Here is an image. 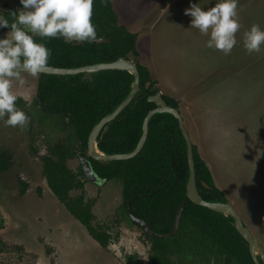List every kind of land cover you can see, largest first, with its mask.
<instances>
[{"label": "rangeland", "instance_id": "obj_1", "mask_svg": "<svg viewBox=\"0 0 264 264\" xmlns=\"http://www.w3.org/2000/svg\"><path fill=\"white\" fill-rule=\"evenodd\" d=\"M190 2L207 10L216 0H112L120 23L140 24L138 62L153 73L162 93L179 102L185 125L217 187L264 246V44L254 53L243 46V34L252 24L264 29V0H238L241 27L228 55L206 47L209 36L192 27L191 17L184 14ZM3 4L19 6V0H0V9ZM20 76L23 83L12 78V91L24 96L22 110L30 120L21 128L0 119V151L12 153V167L0 175V214L5 225L0 231V264H125L128 254L150 264L142 231L128 221L122 200H115L120 198L119 181L99 189L85 186L87 197L100 200L94 205L97 224L105 222L113 235L120 233L107 249L92 241L49 190L40 157L70 132L61 131L59 117L35 110L40 74L20 72ZM69 167L80 171L76 157ZM20 181L29 186L23 194ZM76 194L80 191L72 193Z\"/></svg>", "mask_w": 264, "mask_h": 264}, {"label": "trees", "instance_id": "obj_2", "mask_svg": "<svg viewBox=\"0 0 264 264\" xmlns=\"http://www.w3.org/2000/svg\"><path fill=\"white\" fill-rule=\"evenodd\" d=\"M92 13L91 21L96 27L98 39L107 40L105 43L78 45L60 36L33 38L51 50L48 66L76 69L112 63L120 58L136 63L140 73L137 96L97 138L98 149L102 153H130L142 136L145 117L156 108L149 97L160 92V89L151 71L137 60L140 57L138 33L129 31L120 23L112 0H93ZM133 81L134 77L128 71L104 70L66 76L41 74L38 82L42 104L51 114L60 116L61 124L72 131L63 142L54 145L52 153L57 159L43 158V172L53 193L66 203L70 213L87 227L103 247L108 246L109 236L95 231L90 225L89 205L83 204L82 196H69L71 190L81 188L83 184L65 161L75 156L76 144L80 146L81 155L86 156L87 141L93 127L115 111L130 93ZM147 83H151L149 87ZM163 98L169 106L179 109L176 99L166 95ZM193 153L200 196L206 201L227 203L228 199L217 187L210 167L195 144ZM88 159L100 178L120 182L125 206L130 201L134 215L145 220L156 233L169 234L180 204H185L176 235L160 239L144 233L151 247L152 264H174L175 255L181 256L179 260L186 264H210L212 255L224 261V264H255L247 242L234 227L233 217L196 205L187 197V144L173 115L163 113L152 117L148 139L134 158L112 162ZM10 166L7 153H1L0 172ZM80 175L84 177L82 171ZM3 228L5 225L0 214V230ZM130 263L138 264L133 258Z\"/></svg>", "mask_w": 264, "mask_h": 264}, {"label": "clouds", "instance_id": "obj_3", "mask_svg": "<svg viewBox=\"0 0 264 264\" xmlns=\"http://www.w3.org/2000/svg\"><path fill=\"white\" fill-rule=\"evenodd\" d=\"M19 3L23 7L12 13L13 22L0 15V28H10L0 38V119L5 125L23 128L30 117L15 104L17 95L12 91V78L23 83L21 70L37 76L51 51L44 43L34 41L29 32L41 37L60 36L82 44H91L98 36L91 21L93 0H19ZM237 4L238 0H216L214 6L202 10L190 2L184 14L191 17L192 27L209 36L206 47L228 55L237 43L235 34L241 27ZM262 44L264 29L252 24L243 34V46L248 53H254L261 50Z\"/></svg>", "mask_w": 264, "mask_h": 264}, {"label": "water", "instance_id": "obj_4", "mask_svg": "<svg viewBox=\"0 0 264 264\" xmlns=\"http://www.w3.org/2000/svg\"><path fill=\"white\" fill-rule=\"evenodd\" d=\"M96 43H105L107 40L105 39H97L94 41ZM78 45H82V43H78ZM104 70H125L128 71L131 75L134 77V81L132 83V88L128 96L121 102V104L109 115L105 116L98 122L92 129L91 133L88 137L87 142V148H88V154L89 156L96 161H102V162H112V161H121V160H128L132 159L135 156H137L142 148L144 147L149 134V123L152 119V117L156 114H171L173 115L179 123L180 130L182 132L183 137L185 138L186 144H187V159H188V166H189V179L186 186L187 191V197L191 202H193L196 205L206 207L210 210H213L215 212L221 213L225 216L233 217L234 219V227L238 231V233L243 237V239L247 242L249 246L250 254L253 258V261L255 264H261L258 257L261 258L262 264H264V249L260 245V243L255 239L254 235L250 231V229L243 223L240 215L234 208L233 204L230 202L223 203V202H211L204 200L199 192L197 187V179H196V167H195V160H194V153H193V142L190 136V133L188 132V129L186 128L184 118L180 112L179 109H176L174 107L169 106L166 101L163 98V94L161 92L156 93L155 95L149 97V101L154 102L156 104V108H154L152 111L148 113V115L145 117L142 127V136L135 147V149L130 153H117V154H105L102 153L98 149L97 145V138L102 132V130L112 121H114L135 99L137 96L139 89H140V73L138 70V67L136 63L131 59L126 58H120L115 62L112 63H101V64H95L90 66H84L81 68L76 69H63V68H57L53 66L45 65V67L41 70L39 73L41 74H47V75H78V74H89V73H95L99 71ZM20 72H27L24 70H21ZM151 83H147V87L150 86ZM37 105L38 107L44 111L48 112V110L42 105L40 100V95L37 96ZM82 167L84 174L86 178L91 182H98L99 179L95 175L89 161L85 158H81ZM204 186L208 188V185L204 183ZM185 209V204L181 203L176 216L175 221L173 225V229L169 234H159L154 232L151 227L141 219H138L135 217V215L132 212V209L130 207V203H128V214L130 218L135 221L136 223L140 224L142 229L148 234L149 236L156 237V238H171L179 230L181 218L183 211Z\"/></svg>", "mask_w": 264, "mask_h": 264}, {"label": "flooded vegetation", "instance_id": "obj_5", "mask_svg": "<svg viewBox=\"0 0 264 264\" xmlns=\"http://www.w3.org/2000/svg\"><path fill=\"white\" fill-rule=\"evenodd\" d=\"M4 5V8L3 9H0L1 10V15L2 16H4L6 19H8V21H9V23H11V22H13L14 21V19H15V17L13 16V14L12 13H15V12H17L18 10H19V8L18 7H23L20 3H19V6H17L16 4L14 5V6H10V5H8V4H3ZM22 27H24V26H22ZM27 28H25V30H26ZM28 30V29H27ZM6 31H10V28H1L0 29V34L1 33H3V32H6ZM29 34H31V35H33V36H39L38 34H33V33H31V32H29ZM36 91H37V94H36V96H35V99H34V106H35V110H37L36 108H38V109H40L39 107H38V105H37V96L38 95H40V100H41V93L38 91V85H37V87H36ZM18 101H20L19 103H17L16 105L20 108V109H22V107H24V96H17V100L15 101V102H18ZM41 103H42V101H41ZM43 105V104H42ZM44 106V105H43ZM45 107V106H44ZM47 110H48V112H44V111H42L41 109V111L42 112H44V113H46V115L45 116H49V117H51V118H54V117H59L60 118V116H57V115H53V114H51V112H50V110L47 108V107H45ZM61 126L63 127V130H61V131H63V132H66V131H68L69 130V132H70V134H72V131H71V129H69V127L68 126H64L63 124H61ZM105 129V128H104ZM103 129V130H104ZM102 130V131H103ZM60 131V132H61ZM91 133V132H90ZM69 134V135H70ZM63 142V141H62ZM88 142V141H87ZM56 143H58V142H55L54 144H51V146H49V148H47V152H46V154L45 155H42L41 157H40V163H41V170H42V173H43V175H44V178H45V180H46V183H47V185H48V187H49V190H51V188H50V186H49V184H48V181H47V178H46V176H45V174H44V172H43V158H45V157H51V158H53V159H57L56 158V156L52 153V151H53V149H54V145L56 144ZM75 147H77L76 145H75ZM74 147V149H75V156L74 157H76L77 159H78V161H79V165H80V171L79 172H75V171H73L70 167H69V161L71 160V159H73V158H71V159H67L66 161H65V164H66V166L69 168V169H71L75 174H77V179L83 184V186L81 187V188H78V189H73V190H71L70 191V193H69V196L70 197H73V198H76V197H83V204L84 205H89V213L91 214V218H90V225L92 226V228L95 230V231H97V232H104L106 235H108L109 236V239H108V242H109V244H108V246L107 247H103L100 243H99V241H97L96 239H95V237L89 232V230L87 229V227L86 226H84L82 223H80L79 221V223L80 224H82L83 226H84V228L86 229V232H87V234L92 238V241L100 248V249H107L111 244H112V242L115 240V238H119V235H120V233H117V234H114L113 235V233H111V228H106L104 225H103V223H105V222H103V223H101V222H99V224H97V215H96V212H95V210H94V205L95 204H99L100 202V200H99V198L97 197V198H92V197H87L86 196V189H85V186L87 185V184H89V185H91V186H97L98 187V189L101 187H106L107 185H108V183H111V181H113V180H111V181H108V180H106V179H102V178H100L95 172V175L98 177V179H99V181L98 182H91V181H89L87 178H86V176H85V174H84V171H83V167H82V162H81V158L83 157V158H85V159H87L88 161H89V154H88V148H87V154H86V156H82L81 155V152H80V155H78L77 154V150H76V148ZM80 147V146H79ZM77 149H78V147H77ZM34 151H36V150H34ZM37 152V151H36ZM1 153H7V155L9 156V159H10V163H11V166L6 170V171H4V172H0V175L1 174H3V173H7V171H9V169L12 167V153H9V152H7V151H0V154ZM91 158V157H90ZM96 161V160H95ZM102 162V161H101ZM89 163H90V161H89ZM90 165H91V163H90ZM91 167H92V165H91ZM92 169H93V167H92ZM83 172V175H84V177H82L81 175H80V172ZM94 171V170H93ZM21 186H22V189H21V194H23V193H25L26 191H27V189H28V184H26V183H23V182H21L20 181V183H19ZM24 185H26L25 187H24ZM103 188V189H104ZM107 190V189H106ZM105 190V193H107L108 191H106ZM74 191H80V194L79 195H72V193L74 192ZM101 191V195H102V190H100ZM51 192L53 193V191L51 190ZM85 192V193H84ZM53 195L62 203V205H63V208L65 207V209L70 213V211L68 210V208H67V205H66V203H64V202H62L54 193H53ZM226 196V195H225ZM226 198H227V196H226ZM101 199V198H100ZM228 199V198H227ZM99 200V201H98ZM115 200H122V206L124 207V210H125V214H126V217H127V219H128V221L133 225V227L135 228H138V229H140L141 231H142V233H143V236H144V243H145V245L146 246H149V243H148V239L145 237V235H144V233L146 234V232L142 229V227L140 226V224H138V223H136L135 221H133L131 218H130V216H129V214H128V203H130V207H131V202L130 201H128L127 202V204H126V206H125V204H124V200H123V195H122V188H121V193H120V198H116ZM228 202H230V200L228 199ZM62 208V209H63ZM132 209V208H131ZM63 212H64V210H63ZM133 212V211H132ZM71 214V213H70ZM134 214V213H133ZM239 214V213H238ZM72 215V214H71ZM73 216V215H72ZM74 217V216H73ZM136 217V216H135ZM241 217V216H240ZM75 218V217H74ZM136 218H138V217H136ZM76 219V218H75ZM138 219H140V218H138ZM241 219H242V217H241ZM77 220V219H76ZM141 220H143V219H141ZM145 221V220H144ZM242 221H243V219H242ZM146 222V221H145ZM147 223V222H146ZM243 223H244V221H243ZM148 224V223H147ZM245 224V223H244ZM137 225H139V226H137ZM149 225V224H148ZM150 226V225H149ZM4 229V228H3ZM2 229V230H3ZM152 229V228H151ZM153 230V229H152ZM1 231V230H0ZM154 231V230H153ZM155 232V231H154ZM146 235H148V234H146ZM149 236V235H148ZM150 237H152V236H150ZM152 238H156V237H152ZM160 239H164V238H160ZM263 247V249H264V246H262ZM150 246L148 247V251L150 252L149 253V260H150V264H152V262H151V251H150ZM131 258H133L134 259V261H135V263H138V264H145L144 263V261L142 260V259H140L136 254H128V255H126V257H124V261H125V264H131L130 263V259ZM179 258L180 259H182L181 258V256H179V255H175L174 257H173V263L174 264H186V262L184 261H180L179 260ZM259 258V260H261V258L260 257H258ZM175 260L177 261V263H175ZM194 264V263H193ZM210 264H224V261H221L220 259H218L217 257H215V256H211V260H210ZM261 264H262V260H261Z\"/></svg>", "mask_w": 264, "mask_h": 264}, {"label": "crops", "instance_id": "obj_6", "mask_svg": "<svg viewBox=\"0 0 264 264\" xmlns=\"http://www.w3.org/2000/svg\"><path fill=\"white\" fill-rule=\"evenodd\" d=\"M122 24H124L125 26H127V28H128V30L129 31H131V32H133V33H138V38H139V34H140V24H138V22L136 23V22H131V27H130V24L128 23V21H126V20H124V21H122ZM138 41H137V47H138ZM152 73V72H151ZM152 77H154V75H153V73H152ZM158 81H159V79H158ZM160 89V92L162 93V90H161V88H159ZM163 95H165L164 93H162ZM186 123V122H185ZM187 128V127H186ZM188 129V128H187ZM188 132L190 133V131H189V129H188ZM190 136H191V133H190ZM191 139H192V136H191ZM192 142H193V144H195L194 143V141H193V139H192ZM197 146V145H196ZM198 147V146H197ZM198 150H199V147H198ZM200 152V151H199ZM204 159V158H203ZM205 160V159H204ZM206 163H207V161H206ZM208 164V163H207ZM209 166V165H208ZM211 170V169H210Z\"/></svg>", "mask_w": 264, "mask_h": 264}]
</instances>
